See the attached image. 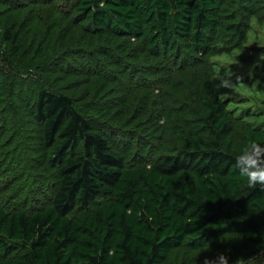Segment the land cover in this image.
I'll return each instance as SVG.
<instances>
[{
	"label": "trees",
	"instance_id": "1",
	"mask_svg": "<svg viewBox=\"0 0 264 264\" xmlns=\"http://www.w3.org/2000/svg\"><path fill=\"white\" fill-rule=\"evenodd\" d=\"M70 5L71 19L57 41L64 50L92 47V68L53 73L68 87L84 89L86 102L80 108L73 96L48 86L24 103L27 121L0 110V146L7 126L16 122L31 142L32 159L28 172L13 153L17 146L0 158V264H170L186 240L197 249L202 241L236 234L246 254L264 250V188H248L233 163L238 145L264 138V127L232 112L210 79L220 42H246L251 20H264V2ZM2 15L0 10V81L10 95L23 26L15 30ZM168 94L180 100L192 95L193 110L174 109ZM238 117L245 131L236 142L231 134ZM98 121L135 126L144 137L168 126L177 146L157 161L135 162V138L120 145ZM16 168L24 173L13 176ZM46 179L51 192L42 197ZM21 195L35 206L14 207ZM35 195L42 197L38 203Z\"/></svg>",
	"mask_w": 264,
	"mask_h": 264
},
{
	"label": "rangeland",
	"instance_id": "2",
	"mask_svg": "<svg viewBox=\"0 0 264 264\" xmlns=\"http://www.w3.org/2000/svg\"><path fill=\"white\" fill-rule=\"evenodd\" d=\"M21 1L22 4L19 3ZM12 2L11 0H4L0 4V10L2 11L1 18H7V21L14 24V29L17 30L23 26L17 44L21 46L19 54L13 57V64L17 67L15 70H11V74L15 79V92L8 94V88L4 85L3 78L0 81V110L6 109L7 116L19 118L22 122L27 121V111L24 108V103L29 101L30 97L35 95L38 88L41 87H53L56 90L68 93L74 97L75 103L78 107L83 108L86 101H82L85 98L84 89H73L66 85V82H59L56 76L59 73H53L57 68L60 70H76V73L83 71L88 66L92 68V47L81 46L80 48H70L64 50L58 43L59 33L67 27L71 16H69V10L71 8V0H19ZM31 1V2H30ZM8 6V7H6ZM26 18V21L23 19ZM241 25L245 26L247 19L244 16L240 18ZM253 21L260 26L259 29H254ZM24 23V25H21ZM1 26L2 22H1ZM264 30V20L258 22L255 18L251 20L250 29L247 35L251 32L253 36L257 31ZM241 33V32H240ZM230 40H224L220 42L217 53V57L212 58L216 62L215 65L221 62L228 63L234 69H237V64L241 61L243 67L237 69V72L243 73V79L238 81L239 84H247L248 91L239 92L233 89H215L218 96L225 92L233 93L225 97V101L228 104H232V107H228L232 112L238 115L244 116L245 123H252L254 125H262L264 127V88L260 85H256V90L252 91L253 81L258 76L261 80H264V44H259L255 39L247 40L246 42L237 39L236 41L229 42ZM60 43H62L60 41ZM95 55V54H94ZM235 56L238 59L233 61L231 57ZM259 57L262 61L261 65L252 68L249 71V66L253 65L254 61ZM205 62V60H202ZM213 62V63H215ZM214 65V66H215ZM213 66V68H214ZM8 66L6 70H8ZM223 72V67L220 69ZM79 77V76H78ZM78 79V78H77ZM216 78L213 79V83ZM235 81V73L233 76ZM77 82V81H76ZM77 84V83H76ZM66 85V86H65ZM188 91V90H186ZM193 91V88L191 89ZM169 105L174 109L181 108L182 110H193V104L191 97L187 94L185 100L178 99L174 94H168ZM92 99V98H91ZM23 100V101H22ZM99 101V99H94ZM182 113H180L181 116ZM12 115V116H11ZM239 118V117H238ZM241 119L233 122L234 133L231 134V138H234L238 142L243 136L245 131V124L241 122ZM101 125H106L108 130L113 132L116 140L120 145H126L129 143L130 136L135 139L131 142V154L130 159L135 162H151L160 159L165 151H175L177 146V136L173 131L168 129V126L160 132L156 131L153 137L142 136L141 130L137 127H123L119 124H112L109 121H98ZM172 120L171 123L173 124ZM15 122L7 126V131L3 135V140H6L4 146L1 147V156L5 150H11L14 147H18V150L13 153H17L20 157L23 167L29 172L31 164V153L28 151V147L31 146L26 143V137L20 131H23ZM20 125V124H19ZM171 128V125H169ZM174 129V125H172ZM16 134L15 138L14 135ZM152 138H155L153 141ZM145 142V143H144ZM145 144V145H143ZM143 145V146H142ZM148 145V147H146ZM146 148V149H145ZM1 160V159H0ZM36 160V158H35ZM24 172L22 169L14 171L13 176H20ZM39 179H41L39 177ZM38 181V180H37ZM50 179L43 181L42 187L39 188L41 196H47L51 190H49ZM48 192V193H47ZM47 193V194H46ZM45 196V197H46ZM27 197V196H26ZM36 197V195H35ZM37 196V203L42 199ZM14 207H28L35 206L34 203L24 199V195L18 196ZM29 203V204H28ZM229 235H225L210 242V250L201 252L199 258L205 255H214L217 251H225L229 255L230 259H235L237 256L259 257L264 258V250L251 252L246 254L243 249V239H225ZM197 249L189 247L186 240L184 245L180 247L173 254L170 259V264H195L193 253H196Z\"/></svg>",
	"mask_w": 264,
	"mask_h": 264
},
{
	"label": "clouds",
	"instance_id": "3",
	"mask_svg": "<svg viewBox=\"0 0 264 264\" xmlns=\"http://www.w3.org/2000/svg\"><path fill=\"white\" fill-rule=\"evenodd\" d=\"M264 2V0H262ZM254 29H259L260 26L253 21ZM248 40L255 39L257 43L264 44V30L257 31L256 35L250 32L247 37ZM238 58L235 56L231 57V60L235 61ZM262 61L259 57L254 61L253 65L249 66V71L255 66L261 65ZM237 69L243 67V63L240 61L237 65ZM223 67V72L220 71ZM228 63L221 62L214 66L211 71V77L216 78L212 87L215 89H233L239 92L248 91L247 84H239L238 81L243 79V73L237 72ZM235 73V81L233 76ZM256 85H260L264 88V80L260 77H256L253 81L252 91L256 90ZM233 93L225 92L219 96L222 102L226 96L232 95ZM227 107H232V104H228ZM234 171L242 178L243 182L248 188L262 187L264 188V138L252 137L244 140L238 145V149L233 153ZM147 168H151L152 165L149 163L146 165ZM225 239H240V235L226 237ZM261 247H264L262 243ZM210 250L209 241H202L200 246L197 248L196 253H193L195 264H264V258L259 257H248L237 256L235 259H230L229 255L225 251H217L214 255H205L199 258V254L204 251ZM111 254V249L109 250Z\"/></svg>",
	"mask_w": 264,
	"mask_h": 264
}]
</instances>
